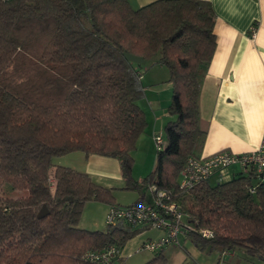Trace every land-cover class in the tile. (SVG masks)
<instances>
[{"label": "trees", "instance_id": "1", "mask_svg": "<svg viewBox=\"0 0 264 264\" xmlns=\"http://www.w3.org/2000/svg\"><path fill=\"white\" fill-rule=\"evenodd\" d=\"M215 19L209 0L138 7L129 0H0V181L23 192H0V264H94L82 260L86 250L123 247L140 231L122 223L104 231L78 226L88 200L114 198L87 172L53 163L73 151L118 158L123 188L137 191L136 201L148 199L150 184L168 191L187 213L183 236L198 249H242L264 261L260 173L250 168L189 191L178 186L202 133L197 71L214 52ZM148 62L168 69L169 119L152 170L137 181L131 153L147 124L137 101ZM43 206L48 211L38 217ZM143 264H167L163 248Z\"/></svg>", "mask_w": 264, "mask_h": 264}, {"label": "crops", "instance_id": "2", "mask_svg": "<svg viewBox=\"0 0 264 264\" xmlns=\"http://www.w3.org/2000/svg\"><path fill=\"white\" fill-rule=\"evenodd\" d=\"M150 1L153 0H129L133 7ZM209 1L216 16L215 48L210 61L200 65L197 71L200 87L198 126L202 133L196 140L193 153L194 156H207L222 149L249 152L260 145L264 136V0ZM252 27L254 36L251 34ZM166 90L169 91V88ZM155 104L154 101L149 102L153 121L149 124L146 118L143 141L140 143L139 137L136 142V146H143L146 153L151 152L152 137L159 132L156 127L158 121L163 123L165 114L169 119L166 108L163 113H156L153 109ZM131 155L133 157V152ZM89 157L104 159L95 154L86 156ZM53 163L92 176L88 167L83 169L63 160H53ZM240 171L238 164H232L212 176L209 183L216 185L228 181ZM143 177L135 179L140 181ZM122 181L121 178L120 184H123ZM145 196L150 198L148 191ZM137 228L141 230L142 227ZM159 232L157 237L163 234ZM222 254L233 255V252ZM116 264H128L123 249Z\"/></svg>", "mask_w": 264, "mask_h": 264}, {"label": "rangeland", "instance_id": "3", "mask_svg": "<svg viewBox=\"0 0 264 264\" xmlns=\"http://www.w3.org/2000/svg\"><path fill=\"white\" fill-rule=\"evenodd\" d=\"M168 69L161 64L146 63L142 68L141 83L143 85L144 94L137 101L138 105L143 109L145 117L148 119L149 124L153 121L152 108H149V102H156L153 109L156 113L161 114L165 111V108L170 100L171 85L167 81ZM168 84V85H167ZM169 88V91L166 90ZM146 89V90H145ZM165 118L158 121L156 125L157 131L162 135L164 139V124L165 120H168L167 115ZM146 119V122H147ZM165 121V122H164ZM147 125V124H146ZM146 128V127H145ZM140 143L143 141V134ZM157 133V134H158ZM147 134V133H146ZM154 134L152 137V149L151 152L146 153L143 146H136L133 152V164L131 175L133 178L143 177L147 175L153 168L156 157V146L154 143ZM137 138V139H138ZM137 142V140H136ZM60 158V159H58ZM54 159L55 161L63 160L67 163H72L77 167L85 169L88 167L90 170V177L92 180L104 187L112 189L113 203L120 205H127L135 202L139 194L133 189L123 188L121 183V173L119 167V159L116 157L103 156L104 159L86 158V155L82 151H73ZM62 158V159H61ZM123 180V179H122ZM148 191V190H147ZM0 192L4 195L17 196L21 191L10 190L8 183L0 181ZM150 194V193H149ZM108 203L99 200H88L82 209L80 216L79 227L87 230H101L104 231L107 228L105 222V213L108 207ZM160 230L155 228L142 227L141 230L130 238L123 247V254L127 259L128 264H143L147 261L154 252L149 250H142L136 252V248L140 245L142 239H157L160 234ZM180 245H169L164 247V254L167 259V264H262L264 261L258 255H246L242 249H236L233 255L222 254L217 250L208 251L200 250L191 243L189 238L184 236L180 237ZM122 252V250H121ZM130 254V256L128 255Z\"/></svg>", "mask_w": 264, "mask_h": 264}, {"label": "built area", "instance_id": "4", "mask_svg": "<svg viewBox=\"0 0 264 264\" xmlns=\"http://www.w3.org/2000/svg\"><path fill=\"white\" fill-rule=\"evenodd\" d=\"M254 36V28H251ZM156 149L163 147L162 135L154 136ZM232 164H238L241 171L247 172L253 168L264 178V136L260 145L249 152L236 153L227 149L218 150L207 156H188L179 173L178 186L183 191H189L202 181H210L211 177ZM150 198L135 201L127 205L109 204L105 213L107 225L125 224L132 228H155L163 232L157 239H147L140 243L136 252L149 250L156 252L169 245H180V237L186 228L185 213L178 201L171 198V194L158 189L154 184L147 188ZM253 192L254 189L250 188ZM188 226V225H187ZM205 236H210L209 230H202ZM122 248L116 244H109L101 249L86 250L82 260L94 264H116L120 258Z\"/></svg>", "mask_w": 264, "mask_h": 264}, {"label": "water", "instance_id": "5", "mask_svg": "<svg viewBox=\"0 0 264 264\" xmlns=\"http://www.w3.org/2000/svg\"><path fill=\"white\" fill-rule=\"evenodd\" d=\"M124 56L125 58H127L128 60L135 62L137 64H143L145 62V60L143 59L142 56H138V55H134L132 53L129 52H124ZM47 208L46 206H43L39 211H38V217H41L43 215H45L47 213Z\"/></svg>", "mask_w": 264, "mask_h": 264}]
</instances>
